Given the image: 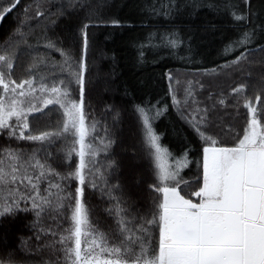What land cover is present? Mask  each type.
Wrapping results in <instances>:
<instances>
[{"label": "snow or ice", "instance_id": "obj_1", "mask_svg": "<svg viewBox=\"0 0 264 264\" xmlns=\"http://www.w3.org/2000/svg\"><path fill=\"white\" fill-rule=\"evenodd\" d=\"M115 7L33 0L0 47V264H21V252L33 264H264V15L252 0H142L137 25ZM203 9L229 16L233 34L194 26ZM109 26L142 30L141 69L195 64L218 32L224 62L206 82L169 68L163 97L148 78L117 104L96 95L88 63L95 30ZM219 76L242 82L228 92ZM129 139L136 151L117 152ZM96 193L110 205L105 230L87 204Z\"/></svg>", "mask_w": 264, "mask_h": 264}, {"label": "trees", "instance_id": "obj_2", "mask_svg": "<svg viewBox=\"0 0 264 264\" xmlns=\"http://www.w3.org/2000/svg\"><path fill=\"white\" fill-rule=\"evenodd\" d=\"M33 0H21V5L14 9L13 12L4 17L0 21V47L3 46V41L12 35L17 28L19 20L23 18V6L32 3ZM116 7L113 12L125 22V24L139 22L140 13L139 5L142 0H113ZM233 2L239 3L240 0H233ZM11 0H0V11L3 8L10 5ZM254 8L264 15V0H252ZM229 16L222 15L217 16L208 9H203L200 12L198 19L193 21V25H199L208 21L216 23L222 26L226 31L225 35H232V31L228 29L227 21ZM141 29L137 26L134 28L129 27H112L100 28L95 30V44L91 48L88 56V63L91 68L90 78L94 81L95 93L98 97H103L106 100L114 101L117 104L121 103L125 97L123 95L124 89L127 88L137 96H140L144 92L142 80L152 78V85L148 91H151L153 95L157 97H163L166 89V81L162 79V74L169 68L179 69L181 73L187 75L188 79H200L201 81H207L212 79V70L216 69L218 64H223L224 57L220 55L219 49L221 48V39H217L220 34L216 36L208 35L204 38L200 48L201 55L198 58V62L195 64H181L174 59L162 60L159 64L149 63L145 68L141 69L137 66L136 50L134 46V38L139 36ZM30 43H34L32 37L29 38ZM43 51V49H41ZM52 57L56 60H60L58 53H53ZM258 59V58H257ZM28 57H25V66H27ZM149 60H151V54H149ZM207 69L208 73H204ZM260 71L259 63L253 65V72L258 73ZM21 75V73H18ZM242 80L238 77H233L232 80L219 76L215 83H219L220 86L226 91L230 92V85L238 84ZM102 109H97V113ZM243 111V109H241ZM169 121H161L159 127L162 129L168 128ZM125 135L131 137V132L125 124ZM133 143L131 139L123 148H117V152H123L127 149V154L131 155L136 151L135 148L130 145ZM140 145L137 144V148ZM101 154V159H102ZM139 161H137L138 163ZM138 178V177H137ZM91 192V189L88 190ZM87 204L90 208L91 218L94 221H98V226L101 230H105V225L112 223V218L106 211L110 205L107 199H101L99 193L90 196L87 200ZM17 235L23 236L27 243L26 248L31 249L33 242L28 239L32 233L27 229H21ZM17 235L12 237L11 243L14 248H19L20 241L17 239ZM47 259V257H43ZM21 264H33L34 261L40 259V257H33L32 261L28 260V253H20Z\"/></svg>", "mask_w": 264, "mask_h": 264}, {"label": "rangeland", "instance_id": "obj_3", "mask_svg": "<svg viewBox=\"0 0 264 264\" xmlns=\"http://www.w3.org/2000/svg\"><path fill=\"white\" fill-rule=\"evenodd\" d=\"M183 75V74H182Z\"/></svg>", "mask_w": 264, "mask_h": 264}]
</instances>
